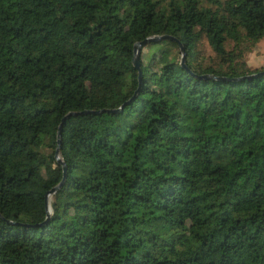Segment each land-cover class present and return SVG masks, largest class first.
I'll return each mask as SVG.
<instances>
[{
  "label": "trees",
  "instance_id": "1",
  "mask_svg": "<svg viewBox=\"0 0 264 264\" xmlns=\"http://www.w3.org/2000/svg\"><path fill=\"white\" fill-rule=\"evenodd\" d=\"M263 39L264 0H0V264H264Z\"/></svg>",
  "mask_w": 264,
  "mask_h": 264
},
{
  "label": "water",
  "instance_id": "2",
  "mask_svg": "<svg viewBox=\"0 0 264 264\" xmlns=\"http://www.w3.org/2000/svg\"><path fill=\"white\" fill-rule=\"evenodd\" d=\"M162 39H169V38L168 37H151V38H148V39H146V40H144V41H142L140 43H135L133 45V55H132V58H131V66L137 72V81L138 82H139V78H140L139 63H138V54H139L140 47L145 42H156V41H159V40H162ZM178 51H179V65H180V67L183 70H185V66H184V51H183V49L180 46L178 47ZM260 75H264V69L261 72L253 74V75H250V76H248L246 78L250 79V78H254L256 76H260ZM202 78H213V77L203 76ZM135 93H136V91L133 93L132 97L127 102L122 104L117 110H114V111H101V112H109V113L120 112L121 109L127 103H129L132 100V98L134 97ZM87 113H98V112L68 113L61 119L60 124L58 125V129H57V132H56V148H55V151H54V160H55L56 164H58L61 167L62 176H61V180L58 183V185H56L54 188L50 189L44 195V205H45V220H44V222H46L48 216L51 213V205L49 204L48 208L46 207V198H47V196L51 197L58 190V188L62 185V182L64 180V176H65L64 165H63L62 161L58 157V151H59V130H60V127L63 124V122L66 119H68L69 117H76V116H80V115L87 114Z\"/></svg>",
  "mask_w": 264,
  "mask_h": 264
},
{
  "label": "rangeland",
  "instance_id": "3",
  "mask_svg": "<svg viewBox=\"0 0 264 264\" xmlns=\"http://www.w3.org/2000/svg\"><path fill=\"white\" fill-rule=\"evenodd\" d=\"M197 50L199 55L198 58L199 60H202L204 64L212 63L214 61V56L204 39L199 41ZM245 62L250 69H257L264 66V39L259 41L252 52L245 57Z\"/></svg>",
  "mask_w": 264,
  "mask_h": 264
},
{
  "label": "bare ground",
  "instance_id": "4",
  "mask_svg": "<svg viewBox=\"0 0 264 264\" xmlns=\"http://www.w3.org/2000/svg\"><path fill=\"white\" fill-rule=\"evenodd\" d=\"M50 199L51 197L50 196H47L46 198V207L48 208L49 204H50Z\"/></svg>",
  "mask_w": 264,
  "mask_h": 264
}]
</instances>
